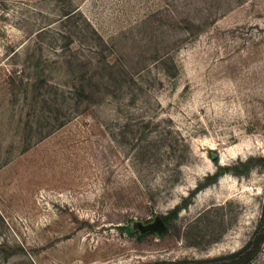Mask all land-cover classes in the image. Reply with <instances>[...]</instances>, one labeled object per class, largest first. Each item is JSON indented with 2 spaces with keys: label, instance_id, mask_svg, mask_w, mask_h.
Here are the masks:
<instances>
[{
  "label": "rangeland",
  "instance_id": "1",
  "mask_svg": "<svg viewBox=\"0 0 264 264\" xmlns=\"http://www.w3.org/2000/svg\"><path fill=\"white\" fill-rule=\"evenodd\" d=\"M262 155L264 0H0V264L232 252Z\"/></svg>",
  "mask_w": 264,
  "mask_h": 264
},
{
  "label": "trees",
  "instance_id": "2",
  "mask_svg": "<svg viewBox=\"0 0 264 264\" xmlns=\"http://www.w3.org/2000/svg\"><path fill=\"white\" fill-rule=\"evenodd\" d=\"M100 37L99 34H96ZM78 91V90H76ZM77 93H80L79 91ZM63 120V125H64ZM251 160L257 161L261 165H264V155L252 158ZM223 172L222 168H218L217 171L211 176V178L218 176ZM178 209L171 210L167 214H161L158 216L161 223L164 226V231L168 233L172 238L178 239L180 237V228L173 222ZM151 232L141 234L139 239L142 243H151ZM264 245V203L262 207L261 215L255 224L248 240L238 249L203 259H179V260H160L153 262H144L140 264H252L253 260L261 253Z\"/></svg>",
  "mask_w": 264,
  "mask_h": 264
}]
</instances>
